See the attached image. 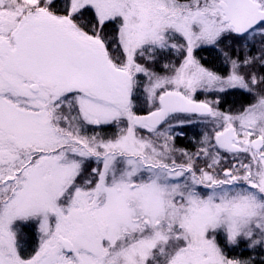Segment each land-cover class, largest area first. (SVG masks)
I'll list each match as a JSON object with an SVG mask.
<instances>
[{
	"label": "snow or ice",
	"instance_id": "6c2138e0",
	"mask_svg": "<svg viewBox=\"0 0 264 264\" xmlns=\"http://www.w3.org/2000/svg\"><path fill=\"white\" fill-rule=\"evenodd\" d=\"M0 264H264V0H0Z\"/></svg>",
	"mask_w": 264,
	"mask_h": 264
},
{
	"label": "trees",
	"instance_id": "16d2710c",
	"mask_svg": "<svg viewBox=\"0 0 264 264\" xmlns=\"http://www.w3.org/2000/svg\"><path fill=\"white\" fill-rule=\"evenodd\" d=\"M200 55L211 58L208 52H201ZM178 144L183 145L184 143L181 140H178Z\"/></svg>",
	"mask_w": 264,
	"mask_h": 264
},
{
	"label": "rangeland",
	"instance_id": "374dc122",
	"mask_svg": "<svg viewBox=\"0 0 264 264\" xmlns=\"http://www.w3.org/2000/svg\"><path fill=\"white\" fill-rule=\"evenodd\" d=\"M189 134H191V133H189ZM184 144H186L187 143V141L186 140H181Z\"/></svg>",
	"mask_w": 264,
	"mask_h": 264
}]
</instances>
